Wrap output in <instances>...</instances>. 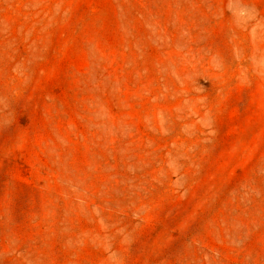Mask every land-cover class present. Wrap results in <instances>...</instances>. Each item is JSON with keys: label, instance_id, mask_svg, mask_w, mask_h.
I'll use <instances>...</instances> for the list:
<instances>
[{"label": "rangeland", "instance_id": "rangeland-1", "mask_svg": "<svg viewBox=\"0 0 264 264\" xmlns=\"http://www.w3.org/2000/svg\"><path fill=\"white\" fill-rule=\"evenodd\" d=\"M0 264H264V0H0Z\"/></svg>", "mask_w": 264, "mask_h": 264}]
</instances>
